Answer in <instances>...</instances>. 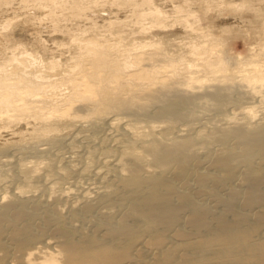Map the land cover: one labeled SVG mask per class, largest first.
<instances>
[{"label":"bare ground","instance_id":"obj_1","mask_svg":"<svg viewBox=\"0 0 264 264\" xmlns=\"http://www.w3.org/2000/svg\"><path fill=\"white\" fill-rule=\"evenodd\" d=\"M0 12V264H264V0Z\"/></svg>","mask_w":264,"mask_h":264},{"label":"rangeland","instance_id":"obj_2","mask_svg":"<svg viewBox=\"0 0 264 264\" xmlns=\"http://www.w3.org/2000/svg\"><path fill=\"white\" fill-rule=\"evenodd\" d=\"M159 2H161V0H158ZM169 8H172V6L171 5H169ZM2 14H4V15H6L5 13H2ZM1 14V12H0V15H2ZM8 15V14H7ZM9 15H12V12L10 11V14ZM125 13H122L121 14V16H122V18H124L125 16ZM211 16L214 18V19H216V24L217 25H219V26H228V25H238V26H240V27H242L243 26V23L240 21V20H238V19H236L235 17H233L232 15H230V16H227V19L225 18L226 16H224V17H219L218 16V14L217 13H212L211 14ZM246 18H253V15L251 14V13H248L247 15H246ZM64 23V22H63ZM62 23V24H63ZM72 23V24H71ZM75 23H76V21H75ZM75 23H73V21H71V22H69V27H72V28H74V25H75ZM101 23H103V22H101ZM76 27V26H75ZM47 27H45L44 29H43V31L45 30V31H50L51 30V32H50V34H48L47 32H46V35H49V37H47L50 41H51V43H52V38H56L57 40H64L65 42H67L68 40L67 39H69V37L68 36H65L64 35V33H62V32H54L55 31V29H50V28H47ZM52 28V27H51ZM77 28V27H76ZM155 33H159V31H157V32H155ZM169 34H175V35H179V36H186L187 35V33H186V31H185V29L183 28V26H181V25H178V26H176V27H174L173 28V30L172 31H170V32H168ZM26 34H28V35H26ZM29 34H31L30 32L29 33H27V32H25V33H23V35L25 36H29ZM31 36V35H30ZM29 36V37H30ZM148 36V35H147ZM68 37V38H67ZM132 37H135V36H132ZM67 38V39H66ZM32 39V42H33V38H31ZM66 39V40H65ZM255 38H253V40H252V42L254 41V42H256V40H258L259 38H257L256 37V40H254ZM136 38H133L132 39V41H133V43H135L136 42ZM259 41V40H258ZM69 43V42H68ZM228 44H232V45H234V47L236 48V51L237 52H246V47H245V43H243L241 40H234V41H230ZM186 47H189V45L187 44V45H185ZM71 48V46H68V47H64V48H58V50L60 51H58L57 50V48H55L56 50H57V54L59 53H63V54H65L66 52L69 54H71V51L69 52V50H71V49H74V48ZM229 46H227V48H228ZM62 50H64V51H62ZM67 53L65 54V55H63V56H67L66 58H68V56H70V55H67ZM212 116H215V114H213ZM25 126L23 127L24 129H22V131L23 132H26L27 131V129H28V125H26V124H24ZM18 127H20V126H16V127H14V128H10V129H3L2 130V133L0 134V146L1 145H3L4 143H6V142H12V140L13 141H17V140H19L20 139V136L18 135V134H14L13 132H21V130H17V129H19ZM17 128V129H16ZM12 132V133H11ZM83 135L84 134H81V135H79L78 136V138H77V140L78 141H81L82 140V137H83ZM11 137V138H10ZM17 138V139H16ZM66 139H68V138H66Z\"/></svg>","mask_w":264,"mask_h":264}]
</instances>
